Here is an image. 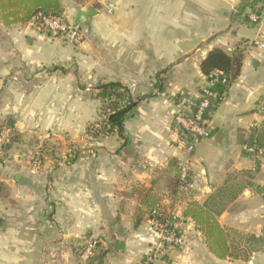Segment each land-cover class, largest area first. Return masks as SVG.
Returning <instances> with one entry per match:
<instances>
[{
  "label": "crops",
  "instance_id": "obj_1",
  "mask_svg": "<svg viewBox=\"0 0 264 264\" xmlns=\"http://www.w3.org/2000/svg\"><path fill=\"white\" fill-rule=\"evenodd\" d=\"M241 2H92L97 13L78 44L79 72L89 68V75L119 81L134 96L121 135L86 133L81 111L67 116L71 107L87 104L84 95L71 94L78 89L65 67L69 49L61 50L32 22L18 23V70L9 73L0 55V124L11 118L18 138L0 161V264H137L148 250L155 251L153 264H264V192L257 191L264 188V156L242 151L258 132L250 126L260 120L256 107L264 98V42L253 48L245 41L244 24L234 18ZM107 3L109 15H102ZM250 13L247 7L242 15ZM75 14H65L66 21L74 23ZM261 20L259 35L264 10ZM239 42L240 73L210 118L211 135L199 140L207 139L198 152L194 146L191 192L179 194L177 166L186 152L172 123L173 95L185 90L196 96L206 81L199 64L207 52L220 47L230 53ZM51 66L63 72L47 70ZM36 139L44 146L33 171V145H27ZM191 201L207 203L222 235L208 238L184 217V244L159 248L151 206L184 215ZM90 238L101 245L83 262L79 252Z\"/></svg>",
  "mask_w": 264,
  "mask_h": 264
},
{
  "label": "trees",
  "instance_id": "obj_2",
  "mask_svg": "<svg viewBox=\"0 0 264 264\" xmlns=\"http://www.w3.org/2000/svg\"><path fill=\"white\" fill-rule=\"evenodd\" d=\"M258 3H261L260 7H256ZM247 7H249L253 12L256 11L255 13L259 17V13L264 10V1L242 0L236 8L234 13L235 19L242 23L254 24L256 22H251L247 14L242 15ZM42 16L60 18L66 21L61 0H0V19L5 25L27 23L31 21L38 25ZM243 55L244 45L242 42L237 43L230 53L220 47H214L207 52L199 64L201 73L206 79H212L214 76H212V73L214 71L221 72V74L215 75L217 77V81L209 87L211 90L222 92L223 90L228 89L230 84L240 73ZM157 85H160V83L158 82ZM95 89V97L102 101V113L106 116L105 122L103 123L100 131L98 130L96 133L110 134L117 132L121 135L125 119L128 115L133 113L136 106V104H134V98H132L128 88L122 85L119 81H102ZM198 93H201V89H199ZM181 95L187 96L188 93L185 90H182L174 94V101L176 102ZM191 99L193 104H197L200 101V97L198 96H193ZM220 102L221 101L218 100L210 101L205 116L211 118ZM2 125L5 127L4 124ZM91 132L93 131L89 130L87 127L86 133ZM254 133L255 132L249 136L250 139L253 137ZM256 138L259 141V145H261L260 138H262V140L264 139V132H256ZM16 139H18L17 136H12L10 138L9 143H7L4 147V153L6 149L11 146V142ZM176 189L177 176L174 191H176ZM257 191L264 192V188L257 187ZM155 204L157 203H154L151 208ZM183 214L185 217H190L196 225L200 226V228L205 232L206 237H211L217 240L222 235V231L215 218V214H212V211L207 207V203L199 204L196 201H191L183 210ZM100 245L101 243L99 239H97V247H100ZM93 256L94 254L92 257Z\"/></svg>",
  "mask_w": 264,
  "mask_h": 264
},
{
  "label": "built area",
  "instance_id": "obj_3",
  "mask_svg": "<svg viewBox=\"0 0 264 264\" xmlns=\"http://www.w3.org/2000/svg\"><path fill=\"white\" fill-rule=\"evenodd\" d=\"M251 22L259 20L255 13L248 14ZM44 29L51 33L66 34L67 38L72 40L77 38L81 31L79 25L64 21L60 18H50L42 16L40 23ZM259 47H263V43H257ZM216 74H221L220 71L212 73V79H206L205 84L201 87V93L196 96L200 97L197 104H193L192 95L188 93L187 96L181 95L176 102H174V110L172 112V123L174 130L180 136L184 143L186 155L178 163L177 166V189L179 194H189L192 189L191 181V167L193 158L191 156L195 143L202 138H207L211 135L212 125L209 117L205 113L209 107L210 101H222L226 97L227 89L222 92L211 90L209 87L217 81ZM224 82V80H223ZM180 92V91H179ZM195 97V96H194ZM194 106V107H193ZM256 113L260 120L250 126L251 130L264 132V98H262L256 107ZM12 136V130L5 126L0 129V161L4 156V147L9 143ZM43 141L38 140L28 151L29 163L31 169L37 170L41 164L43 153ZM242 151L247 155L258 158L264 156V144L259 145L256 138V133L253 137H249L242 143ZM184 215L176 212H165L162 205L155 204L149 212V223L159 237V248L172 250L181 247L184 244L183 236L180 232V222L184 219ZM97 247V238H90L82 247L80 252V259L83 262L88 261L94 254ZM155 256L154 250H148L137 264H153Z\"/></svg>",
  "mask_w": 264,
  "mask_h": 264
},
{
  "label": "rangeland",
  "instance_id": "obj_4",
  "mask_svg": "<svg viewBox=\"0 0 264 264\" xmlns=\"http://www.w3.org/2000/svg\"><path fill=\"white\" fill-rule=\"evenodd\" d=\"M94 0H61L63 9L65 10V14H68L70 18H73L75 14L76 7L78 6H84L82 5V2H88L87 4H93ZM264 1V0H263ZM261 3H258L256 7H260ZM256 9V8H255ZM102 15H109V11L111 10L110 3H107L104 8H101ZM255 11V10H254ZM256 12V11H255ZM254 12V13H255ZM256 14V13H255ZM263 15V11L259 13V20L257 23L249 24V23H243V31L242 34L244 36L245 41L249 42V46H252L253 48L256 47L255 42H264V34L259 35L256 34V28L258 25L262 22L261 17ZM68 21V20H67ZM89 19L79 24V29L81 31L80 35L77 38H74L72 40L68 39L66 34L62 33H51L47 32L46 29H44L40 24L33 23V28L36 29V31H39L42 34H45L46 36L50 37L53 41H58L60 43L61 50L64 49V52H66V49H69L68 54L70 55L69 60H67V64L65 67H68L70 70V79L71 84L76 86L78 90L71 91V94H75V97L78 99V95H84L86 98V106L84 108H77V107H71L69 111H67V116L71 115V117H78L84 114V120H87V127L91 131H100L103 123L105 122V115L102 113L101 103L102 101L95 97L96 93V86L104 80V78H99L94 75H89V68H87V71L81 73L80 71V62H79V49L78 44L86 37V25L89 23ZM68 22L72 23V19ZM28 23V22H27ZM25 24V23H20ZM43 29V30H41ZM260 31V30H259ZM56 38V39H54ZM63 47V48H62ZM0 55L5 57L3 60V63L8 67V72L13 74L18 70V23L5 25L2 20L0 19ZM1 56V57H2ZM1 63V60H0ZM58 67V69L63 72L62 66H55V67H49V69H55ZM161 79V78H160ZM106 80V79H105ZM133 96V95H132ZM134 97V96H133ZM132 97V98H133ZM73 99V98H72ZM0 127L3 128L2 123L0 124ZM1 129V128H0ZM41 139H36V142ZM207 141V139H203L201 141H198L195 143L196 152H198L199 148H202L203 144ZM33 143H30L27 145V148L32 146ZM207 147H204V151H206ZM194 164V163H193ZM192 164V165H193ZM4 192V190H3ZM80 257V256H79Z\"/></svg>",
  "mask_w": 264,
  "mask_h": 264
},
{
  "label": "water",
  "instance_id": "obj_5",
  "mask_svg": "<svg viewBox=\"0 0 264 264\" xmlns=\"http://www.w3.org/2000/svg\"><path fill=\"white\" fill-rule=\"evenodd\" d=\"M96 13H97V10L93 4H87V5H84L82 7H79L76 10V14H75V18H74V24L79 25L82 22L86 21L87 19H90L91 17L96 15ZM134 104H135V102H134ZM13 123H14V121L11 118H9L7 120L6 126L11 127L13 125ZM200 169H201V172L204 174L205 170L201 164H200ZM14 180L15 181L18 180V174L16 175ZM110 244L114 245L116 248L123 245V243H120V242H112Z\"/></svg>",
  "mask_w": 264,
  "mask_h": 264
}]
</instances>
